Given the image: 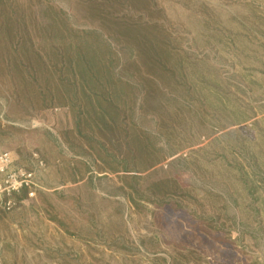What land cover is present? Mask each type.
<instances>
[{"label": "rangeland", "instance_id": "obj_1", "mask_svg": "<svg viewBox=\"0 0 264 264\" xmlns=\"http://www.w3.org/2000/svg\"><path fill=\"white\" fill-rule=\"evenodd\" d=\"M142 2L134 15L168 37L199 95L166 106L170 145L138 115L150 146L115 172L76 155L68 139L86 144L71 111H35L3 62L18 43L45 48L52 17L95 29L97 1L0 0V32L12 30L0 36V155L32 174L30 188L0 193V264H264V0ZM121 69L140 88L145 70ZM165 183L171 193L154 194Z\"/></svg>", "mask_w": 264, "mask_h": 264}, {"label": "trees", "instance_id": "obj_2", "mask_svg": "<svg viewBox=\"0 0 264 264\" xmlns=\"http://www.w3.org/2000/svg\"><path fill=\"white\" fill-rule=\"evenodd\" d=\"M96 1L89 9L98 24L95 29L73 30L65 17H52L38 30L45 48H21L18 43L17 60L8 56L3 62L11 79L26 87L22 94L35 111L53 107L71 111L74 130L86 144L79 147L68 139L76 155L95 157L117 172L119 167H134L150 146L152 131L140 129L138 115H149L156 131H166L161 138L164 145H170L173 133L168 129L173 120L167 117L171 114L167 107L171 98L193 100L199 93L184 82L185 63L176 59L166 42L168 37L134 15L142 0ZM120 12L125 15L118 17ZM3 30L1 38L12 36L11 29ZM121 66L145 70L140 88L123 79ZM138 99L141 102L136 105ZM123 155V161L116 157ZM172 188L170 183L156 184L158 193L154 194L168 195Z\"/></svg>", "mask_w": 264, "mask_h": 264}, {"label": "built area", "instance_id": "obj_3", "mask_svg": "<svg viewBox=\"0 0 264 264\" xmlns=\"http://www.w3.org/2000/svg\"><path fill=\"white\" fill-rule=\"evenodd\" d=\"M13 159L10 153H3L0 155V175L5 177L3 184H0V193L7 195L19 192L22 189L30 188L32 174L23 169L12 170ZM30 196H33L30 193ZM12 202H7L3 209L10 211L13 207Z\"/></svg>", "mask_w": 264, "mask_h": 264}]
</instances>
